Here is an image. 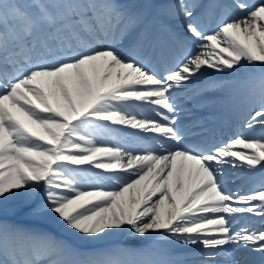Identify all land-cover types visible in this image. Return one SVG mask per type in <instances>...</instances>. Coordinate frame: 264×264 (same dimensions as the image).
<instances>
[{
	"label": "snow or ice",
	"instance_id": "obj_1",
	"mask_svg": "<svg viewBox=\"0 0 264 264\" xmlns=\"http://www.w3.org/2000/svg\"><path fill=\"white\" fill-rule=\"evenodd\" d=\"M218 7L216 0L168 6L152 0H0V203L15 200L29 216L73 237L0 221V242L20 256L0 264H160L131 259L142 254L127 250H94L112 230L202 245L201 264H249L233 258L237 251L257 253L264 264V228H233L240 215L264 219V188L238 195L222 183L224 165L243 166L236 160L249 170L264 169V134H238L202 152L182 147L175 127L172 91L206 66L233 74L260 69L259 93L250 100L259 110L250 111L244 127L264 128V0H232L236 14L207 34L195 22L196 10ZM173 15L194 45L175 70L160 76L122 51L125 45L143 49L152 19ZM131 102L149 107L137 113ZM96 121L158 134L157 147L140 153L101 145L90 130L111 129ZM82 165L109 175L70 167Z\"/></svg>",
	"mask_w": 264,
	"mask_h": 264
},
{
	"label": "bare ground",
	"instance_id": "obj_2",
	"mask_svg": "<svg viewBox=\"0 0 264 264\" xmlns=\"http://www.w3.org/2000/svg\"><path fill=\"white\" fill-rule=\"evenodd\" d=\"M229 1L230 2L228 3L224 2L222 4H219L221 7H218L215 9H208V10L202 9V12L196 15V20L198 21L197 24L203 29V31H205L207 34H211L216 29L217 23L221 19L229 18L232 15L236 14V10L229 7L232 0H229ZM188 2L191 3L192 0H189ZM247 2L251 4V3H256L257 0H247ZM207 3H209V0H207L205 4ZM175 4L176 2H173V5ZM176 11L177 10L175 8H172L173 14H175ZM229 11L230 13H228ZM173 16L177 18V23L181 24V21H178L179 17H176L175 15ZM179 20H182V19H179ZM155 22L158 26L157 28H154V31L149 29V32H150L149 42L148 44L145 45L143 49H131L127 45H125L122 51H125L126 55L133 56L137 60L143 61V63L146 64L150 70L160 75V74H163V72H166L168 69L174 66H177L178 62L180 61L182 62L184 59H186L189 56V54L193 52L194 45L191 43L190 40H188L185 37L186 34L184 36L182 35V37H184L185 39H180L181 35H175V33L169 34L168 31L165 32L164 28H162L161 26L162 24L167 25L168 29H171V25L179 29V26L176 23H174L173 21L171 22L169 16L167 18L164 16V20H155ZM160 32L162 33V35H164V38L162 40L159 39ZM187 40L190 43H187L186 42ZM106 43H111V40L106 41ZM141 51L144 52L145 56H141ZM148 56H151V59H148L147 58ZM259 72L260 70L255 71L253 73L250 71H246V72L238 71L237 73H235V74H239L238 77L234 75L232 76L224 75V76L212 77L205 70H201V72H199L198 74L199 79L197 83L188 85L187 82H185L182 86H176L175 89L171 93L173 103L177 107V112H176L177 123L175 127L178 130L182 128H185L186 130V131L183 130L184 134H181L183 139H185V141H181V146L203 152L206 150H211V146L213 145L217 144V146H221L225 144V140H223V137L225 136L227 137V135L245 133L241 125L242 123H245V121L249 118L248 112L251 111V109H253L250 107V100L253 98V93H255L256 95H258L259 93V87H258ZM240 73H243V74H240ZM160 76H163V75H160ZM226 81H228V83L230 84V87L228 88V91H227L229 93L228 98L218 97L217 99H214L215 101L219 100L220 102L219 104H222L220 106L222 108L220 109V111H218V117L224 118V124L222 125V122H221V125H217L213 132H209L205 134L204 136L197 138V135H198V133L196 132L197 129H195L194 128L195 126H193V124L197 123V121L191 122L187 120L188 118L183 120L182 118H186L188 115L181 116L180 113L185 112V111H196V110L201 111V109H196L194 107L207 105V107L204 109V112H197L201 114L198 118L194 119V120L198 119L200 122H204L206 120L213 118L215 115L217 116V111H210L209 113H206V112L213 108H217L218 106L212 105L214 104L215 101L213 102L211 98H205V97L201 98V100H199L200 98H195L196 99L195 102L193 101L194 99L190 102V100H187L189 99L188 98L189 93L190 95L192 94V96H194L196 95V92H199L208 87H210L209 90H211L213 87L222 88V85L224 86ZM183 89L186 91L188 89V92H189V93L184 92V94H187L184 97V103H182V101L179 100L180 96L175 98V93L181 92ZM237 96L239 97V99H238V102L234 105L232 101H234ZM224 99H226V101L228 102L223 101ZM131 104H132V110L136 111L137 113H140L146 109V105H141L140 102H131ZM145 114L155 117V114L151 112H145ZM192 114L197 115L196 113H193V112ZM106 124H109V129L111 130H105L106 133L102 134V136L100 137L94 136L95 139L101 145L107 146V145H113V144H121L123 146H126V143H127L128 144L127 146L130 149H134L140 153H142L143 150L146 148H149V149L156 148L153 145H147V143L148 141H150L148 140L149 138H155L158 134L144 133L138 129H131V128H129L127 131L126 126L110 125L109 122H106ZM115 130L117 131V133L115 132ZM250 131H251L250 133H252L253 135L255 134L259 137L262 134H264V128H261L259 125H257L254 129ZM93 132H94V129H91L90 133L92 135H94ZM118 136L123 139H128V142H124ZM129 140L134 141L135 143H138V144H130ZM194 140H198V141L196 142ZM139 143L142 146H145V145L147 146L142 147L140 146ZM172 143L173 142H171L170 144ZM193 144H196L194 145L195 147L193 146L194 148L191 147ZM204 144H206V146H204L203 148H197V146H203ZM241 147L242 146H234V150L243 151ZM252 153H253L252 151H249V154H252ZM83 167L84 166H81L78 168L86 169L88 170L89 173L93 175L102 173L99 171H95V169L91 166H87V168H83ZM230 168L234 176H237V177L242 176L241 174L243 173V171L239 169L238 167H232L231 165L223 166V169L225 171ZM260 170H256V171H258L259 173ZM102 174L109 175V173H102ZM244 174L245 173H243V175ZM241 178H242L241 181L238 183H240L241 188H244L245 182L243 181V177ZM249 179L250 181H246V182L250 186L245 187L242 192L238 193V195H244V193H246L245 191L248 189H249L248 191H252V194H253L255 191L261 190L262 188H264V173L259 176L258 175L256 176L255 174H253L251 177H249ZM105 187L108 189H111L112 186L106 183ZM223 187L225 191L228 190L227 185L223 184ZM14 203H17V201L10 199V202L7 201L4 203H1L0 205L6 206V205L14 204ZM254 203H257V202H254ZM20 215H26V216L21 219ZM3 216H4L3 220L5 219L7 220L5 221L6 223L19 226L20 224H25V225L27 224V222L24 219L29 215L26 214L21 208L20 209L11 208L10 211L8 213H5ZM28 218H32V217L29 216ZM37 219H40V218H37ZM38 221H42L43 223L47 222V223H44L45 226L42 225L40 229L41 230L47 229V231L48 230L50 231V229L47 228V226L52 227V224L50 221L46 219H41ZM243 222L245 223L247 222L246 226L252 229L264 228V224L261 225V223L258 222L256 216H254L253 218L247 215L238 216L237 222L233 223V228L238 230L240 227H242L239 225ZM110 236L118 238L116 239L117 242L114 243V246H117L119 248L123 247L127 251L137 253V254H142V255L132 256L130 257L131 259H142L144 257H147L149 259L159 261L160 264H169V262H174V264H201V262L203 261L200 258H195V257L189 258L186 260L181 259L177 261L173 259L167 260L165 257H162L159 254L158 250H151L154 247H151L149 245L155 242L153 244H157L156 247H158V249L164 248V249L170 250V248H174L172 246L173 241L171 240V237L164 236L163 234H157V233H153L151 235L146 234L145 237H139L138 235L130 233L127 230L125 231L112 230L108 233L107 236H102L100 241L94 243L96 244L95 248H103V245L105 244L101 242L102 239L105 237H110ZM199 249L201 251L202 247ZM112 251H115V250H112ZM240 252L241 251H237L233 253L234 254L233 258L234 259L237 258L240 255ZM14 253L17 256V258H20L19 249L17 248L14 251L12 245L8 244L7 251H6V257L9 258L10 260L14 259L15 258V256L13 255ZM186 256L187 255L183 253L180 255V258H183ZM57 257L59 256L57 255L55 258ZM251 257L252 256H247L246 258L248 260H251ZM259 258L260 257L256 258V260H258ZM258 264H260V260Z\"/></svg>",
	"mask_w": 264,
	"mask_h": 264
},
{
	"label": "rangeland",
	"instance_id": "obj_3",
	"mask_svg": "<svg viewBox=\"0 0 264 264\" xmlns=\"http://www.w3.org/2000/svg\"><path fill=\"white\" fill-rule=\"evenodd\" d=\"M163 1H165V0H162V2H161V5L163 4V6H166L167 4L166 3H164ZM168 4H170V3H168ZM173 17V16H172ZM171 16H170V18H172ZM180 18H178V21H182V20H179ZM177 64H180V63H177ZM206 66H204L203 67V69H209V68H205ZM174 69H176V68H174ZM209 71H211V70H209ZM231 74H233V73H231ZM235 74V73H234ZM233 74V75H234ZM42 195V194H41ZM36 199H38L37 198V196L35 195V193L33 194V196H32V200L34 201V200H36ZM8 202H10V200L8 201ZM2 203H4V202H2ZM1 204V203H0ZM7 207V208H6ZM11 208H15V209H20V207H18V202L17 203H14V204H10V205H6V206H2V205H0V212H4L5 211V213H6V211H10V209ZM8 211V212H9ZM7 212V213H8ZM21 216V215H20ZM26 216V215H25ZM25 216H21L20 218L22 219V218H24ZM6 220V219H5ZM3 222H4V220H3ZM23 228H25L26 226H22ZM33 230H37L36 228H33ZM63 230L61 229L60 230V232H62ZM63 232H65V231H63ZM68 233V232H67ZM106 238V237H105ZM104 239V238H103ZM102 239V240H103ZM95 250V249H94Z\"/></svg>",
	"mask_w": 264,
	"mask_h": 264
}]
</instances>
